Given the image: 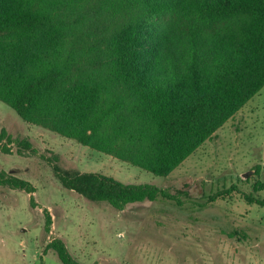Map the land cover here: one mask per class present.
<instances>
[{
  "label": "trees",
  "instance_id": "1",
  "mask_svg": "<svg viewBox=\"0 0 264 264\" xmlns=\"http://www.w3.org/2000/svg\"><path fill=\"white\" fill-rule=\"evenodd\" d=\"M263 86L264 0H0V101L28 122L157 176H167ZM11 142L2 129L0 149L8 152ZM59 177L116 209L159 198L182 204L180 191L149 182L95 171ZM0 184L35 191L3 170ZM47 249L62 264H85L61 238Z\"/></svg>",
  "mask_w": 264,
  "mask_h": 264
},
{
  "label": "rangeland",
  "instance_id": "2",
  "mask_svg": "<svg viewBox=\"0 0 264 264\" xmlns=\"http://www.w3.org/2000/svg\"><path fill=\"white\" fill-rule=\"evenodd\" d=\"M2 129L12 142L0 149V170L35 191L0 184V264H62L45 250L54 238L85 264H264V205L244 198L264 199V86L165 177L28 122L0 101ZM61 171L153 183L180 191L182 204L159 198L116 209L66 187ZM231 185L228 198L208 202Z\"/></svg>",
  "mask_w": 264,
  "mask_h": 264
}]
</instances>
